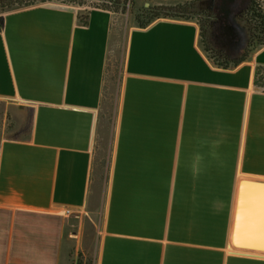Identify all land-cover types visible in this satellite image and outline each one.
<instances>
[{"label":"crops","instance_id":"0c3cea01","mask_svg":"<svg viewBox=\"0 0 264 264\" xmlns=\"http://www.w3.org/2000/svg\"><path fill=\"white\" fill-rule=\"evenodd\" d=\"M235 1L240 13L250 3ZM211 44L221 58L194 19L125 34L105 8L0 14V264H75L98 226L96 264H264L263 251L233 244L241 182H264V46Z\"/></svg>","mask_w":264,"mask_h":264},{"label":"rangeland","instance_id":"374dc122","mask_svg":"<svg viewBox=\"0 0 264 264\" xmlns=\"http://www.w3.org/2000/svg\"><path fill=\"white\" fill-rule=\"evenodd\" d=\"M117 1L118 0H45L42 2L38 1L35 4L71 6L81 11H89L92 8H105L113 12L117 22L120 23L125 34L130 27L142 26L143 23L152 22L160 17L188 20L194 19L201 25L202 42L205 50H207L211 57H215L217 59L221 58V56L215 49H213L211 40H213L214 46L223 48L224 50L229 49L234 53L244 49L249 40V33L247 29H242V31H240L242 32L241 35L239 34V30H237V27H240L242 20L240 18V12L235 11V0L232 1L233 3L231 0H176L174 4L163 0H160L161 3H157L158 0H126V5L124 7L121 4H118ZM260 3L262 8H264V0ZM205 5L212 9H207V6ZM248 6L249 4L246 8ZM17 8L20 7L17 6L14 9ZM210 32L211 35H209ZM219 61L221 62L220 59ZM122 63V52L119 49V52L116 54L111 64L110 89L103 114V116H105V118L109 121L110 126L114 124L116 119V111L119 103L123 78ZM110 137L111 135H108L107 139ZM110 161L111 150L109 146L106 145L105 147L101 146L98 148L95 157V176L97 178L100 189L99 192L101 197H103V200L109 180ZM99 230L100 226L94 230V241L90 244V247L79 252L80 254H83V258L85 260H92V264H96L95 255L97 251V235H99ZM78 256L79 254L76 259H78Z\"/></svg>","mask_w":264,"mask_h":264},{"label":"water","instance_id":"95a60500","mask_svg":"<svg viewBox=\"0 0 264 264\" xmlns=\"http://www.w3.org/2000/svg\"><path fill=\"white\" fill-rule=\"evenodd\" d=\"M233 244L264 252V182H241Z\"/></svg>","mask_w":264,"mask_h":264},{"label":"trees","instance_id":"16d2710c","mask_svg":"<svg viewBox=\"0 0 264 264\" xmlns=\"http://www.w3.org/2000/svg\"><path fill=\"white\" fill-rule=\"evenodd\" d=\"M38 1L42 2L45 0H0V13L14 9L17 6H29ZM117 2L123 7L126 5V0H118ZM260 2L262 0H250L249 6L240 13V18L249 33L247 53L254 52L264 46V8H262ZM150 22L143 23L142 26ZM75 264H92V260H85L83 254L79 253Z\"/></svg>","mask_w":264,"mask_h":264}]
</instances>
